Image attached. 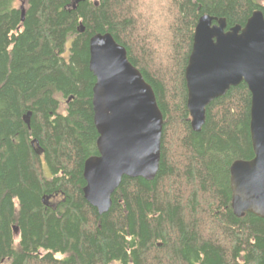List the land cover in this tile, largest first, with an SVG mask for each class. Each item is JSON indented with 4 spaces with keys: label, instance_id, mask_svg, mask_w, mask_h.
Returning a JSON list of instances; mask_svg holds the SVG:
<instances>
[{
    "label": "trees",
    "instance_id": "obj_1",
    "mask_svg": "<svg viewBox=\"0 0 264 264\" xmlns=\"http://www.w3.org/2000/svg\"><path fill=\"white\" fill-rule=\"evenodd\" d=\"M257 10L264 0H0V264H264V220L231 209L230 167L253 158L251 94L230 88L194 132L184 78L201 16L230 29ZM97 34L124 47L163 116L156 177L123 178L103 215L83 196Z\"/></svg>",
    "mask_w": 264,
    "mask_h": 264
},
{
    "label": "water",
    "instance_id": "obj_2",
    "mask_svg": "<svg viewBox=\"0 0 264 264\" xmlns=\"http://www.w3.org/2000/svg\"><path fill=\"white\" fill-rule=\"evenodd\" d=\"M89 71L95 78L92 110L98 156L84 163L83 196L103 215L110 210L111 197L123 178L150 182L156 177L163 116L152 88L110 34H97L89 40ZM184 78L194 132L204 125L209 104L230 88L241 83L247 86L253 158L235 161L230 167L231 209L238 218L252 214L264 220L263 13L254 11L243 27L230 29L224 19L201 16ZM24 119L29 125L30 113Z\"/></svg>",
    "mask_w": 264,
    "mask_h": 264
},
{
    "label": "rangeland",
    "instance_id": "obj_3",
    "mask_svg": "<svg viewBox=\"0 0 264 264\" xmlns=\"http://www.w3.org/2000/svg\"><path fill=\"white\" fill-rule=\"evenodd\" d=\"M24 0H22V2H23ZM19 4H17L16 6H18Z\"/></svg>",
    "mask_w": 264,
    "mask_h": 264
},
{
    "label": "flooded vegetation",
    "instance_id": "obj_4",
    "mask_svg": "<svg viewBox=\"0 0 264 264\" xmlns=\"http://www.w3.org/2000/svg\"><path fill=\"white\" fill-rule=\"evenodd\" d=\"M17 1H21L22 2V0H17Z\"/></svg>",
    "mask_w": 264,
    "mask_h": 264
}]
</instances>
